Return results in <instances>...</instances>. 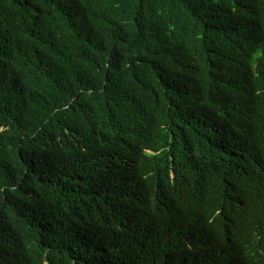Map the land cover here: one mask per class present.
Returning <instances> with one entry per match:
<instances>
[{"label": "trees", "instance_id": "1", "mask_svg": "<svg viewBox=\"0 0 264 264\" xmlns=\"http://www.w3.org/2000/svg\"><path fill=\"white\" fill-rule=\"evenodd\" d=\"M229 219L264 235V0H0V264H247Z\"/></svg>", "mask_w": 264, "mask_h": 264}, {"label": "clouds", "instance_id": "2", "mask_svg": "<svg viewBox=\"0 0 264 264\" xmlns=\"http://www.w3.org/2000/svg\"><path fill=\"white\" fill-rule=\"evenodd\" d=\"M252 185L249 182L244 183V189L249 190ZM214 219H212V222ZM225 227L229 235L245 244L241 246L242 255L247 264H263L262 259L264 250L258 251L256 248L250 246V243H263L264 235L261 232V226L257 222H244L240 220H230L225 222Z\"/></svg>", "mask_w": 264, "mask_h": 264}]
</instances>
